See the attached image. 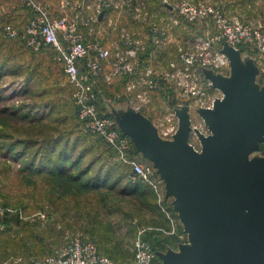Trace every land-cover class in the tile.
Listing matches in <instances>:
<instances>
[{"label": "rangeland", "instance_id": "374dc122", "mask_svg": "<svg viewBox=\"0 0 264 264\" xmlns=\"http://www.w3.org/2000/svg\"><path fill=\"white\" fill-rule=\"evenodd\" d=\"M15 1H22L32 11L27 0ZM32 1L55 15L45 2ZM166 1V15H146V19L131 11L136 7L138 12H147L149 0H59L55 8L58 15L67 16L77 26L88 44L99 42L113 51L125 50L129 31L131 37L134 34L149 44L150 23L156 21L164 32L159 47L166 48L165 71L171 63L183 64L195 53L200 38L209 39L217 32L210 19L190 22L179 16L178 7L183 2L214 6L230 20L264 30V0ZM86 3L91 5L89 12L83 8ZM97 4L107 15L102 22L87 23L95 17ZM4 26L0 30L4 40L0 42V264L45 258L77 237L93 242L113 261L126 264L133 260L134 243L145 230L146 242L155 253L154 264L162 262L159 253L178 251L173 217L179 219L172 199L164 202L170 212H163L158 199L134 180L119 155L86 127L75 104L74 87L56 51L46 45L30 50L22 36H7ZM138 30L140 33H133ZM240 49L243 62L255 68V85L263 86L264 54L247 47ZM94 59L91 56L82 61L79 71L85 73L88 61ZM141 59L146 62L147 54ZM111 70L104 64L100 75L92 79L90 101L99 116L115 123V114L124 116L134 108L129 77L120 75L107 82ZM211 71L228 76L224 70ZM164 87L151 94L142 117L155 122L186 106L193 123H198L201 102L194 103ZM211 95L212 91L208 92L209 100ZM254 156H264V141L251 154ZM161 212L167 217V225H160Z\"/></svg>", "mask_w": 264, "mask_h": 264}, {"label": "water", "instance_id": "95a60500", "mask_svg": "<svg viewBox=\"0 0 264 264\" xmlns=\"http://www.w3.org/2000/svg\"><path fill=\"white\" fill-rule=\"evenodd\" d=\"M220 52L228 76L202 70L222 98L197 110L210 131H196L199 151L188 143L186 106L174 110L178 130L170 141L141 112L115 114L119 130L156 169L187 235L178 251L158 254L159 264H264V156L251 158L264 141V84L255 85V68L239 50L224 44Z\"/></svg>", "mask_w": 264, "mask_h": 264}, {"label": "built area", "instance_id": "2783aa9c", "mask_svg": "<svg viewBox=\"0 0 264 264\" xmlns=\"http://www.w3.org/2000/svg\"><path fill=\"white\" fill-rule=\"evenodd\" d=\"M27 1L34 16L27 21L22 33L11 25L4 26V33L11 38L19 37L22 34L25 46L30 50L37 51L42 45H46L56 51L62 69L74 87V100L79 109V117L86 127L102 137L119 155L122 163L130 168L134 180L154 191L162 211L168 212L167 207H164V184L153 164L136 151L131 139L123 134L115 123H112L107 117L99 116L94 104L90 101L92 79L100 75L101 67L104 64H108L112 68L107 82H110L113 77L127 75L129 77V95L133 96L131 99L133 108L141 113L144 107L148 106L151 94L156 90L165 89V85L169 86L168 88L171 87L180 97L191 99L194 103L200 101L202 105L197 110L212 108L215 100L222 98V93L213 88L212 83L205 78L202 70H224L229 74L228 58L220 52L224 44L239 50L240 53L241 47H247L264 54V30L262 27L230 20L211 5L183 2L178 7L179 16L190 22L210 19L217 32L209 39L200 38V44H198L195 53L184 59L183 64L181 62L177 65L171 63L170 69L165 71L162 68L163 64L154 62V51L160 46V36L163 37L164 34L156 21L150 23L152 26L149 44L134 34L131 37L129 31V40L125 42V50L113 51L99 42L88 44L83 35L78 32L77 26L69 22L67 16H55L39 3L32 0ZM162 4L168 6L166 0H162ZM83 8L89 10L91 5L86 3ZM101 12H104L101 5H95V17L88 19L87 23L90 20L100 22L98 17ZM144 19H146V15H144ZM142 54H147L146 62L142 61ZM91 56L95 58L94 61H88L87 71L81 73L79 64ZM210 91H212V99L209 100L208 92L210 93ZM197 115L198 123H193L189 113L191 132L188 143L199 151L201 145L196 131L204 136L209 135L210 131L199 114ZM152 123L162 140H172L178 130V118L175 111L163 115ZM143 232H140L134 243L133 260L126 264H154L155 253L151 246L140 237ZM25 264L121 263L103 255L93 242L77 237L58 247L49 256L42 259L35 258Z\"/></svg>", "mask_w": 264, "mask_h": 264}, {"label": "crops", "instance_id": "0c3cea01", "mask_svg": "<svg viewBox=\"0 0 264 264\" xmlns=\"http://www.w3.org/2000/svg\"><path fill=\"white\" fill-rule=\"evenodd\" d=\"M12 1L13 0H0V30L5 24H8V25L15 26L17 29L21 28V31H23L24 26L26 24V21L28 20L26 11H23L21 9V7L23 6L22 1L20 3L18 1H15V2H12ZM41 1L45 2V5L47 4L46 6H48L49 9L50 8L52 9L53 13H55V16H60V15H58V12L56 10V8H58V6L56 4L59 3L58 2L59 0H41ZM149 1H150L148 3L149 9L147 10V12H144V11L138 12V9L136 7H133V10L131 11L132 15H166L165 14L166 6H164L162 4L161 0H156V1L155 0H149ZM55 5L57 6L56 8H55ZM86 12H89V11L87 10ZM103 15H107V14L104 12ZM102 21H103V17L100 20V22H102ZM133 33L137 34V33H140V31L138 30L137 32H133ZM165 50H166V48L164 47V45L157 49V51L155 53V61H154L155 63L158 62V63L164 65V62L166 60V58H165L166 57V54H165L166 51ZM169 199L170 198H167V199L165 198V204H166V200H169ZM167 203H168V201H167ZM162 215L163 216H161L159 219V221L161 222L160 225L163 222H164V224H162V225H165L166 223H168V220L164 214H162ZM174 217H173L174 227H173V225H172V227L174 228V233H175L176 237L179 238V243L177 245L184 244V243H186L184 241V234H186V233L184 232V229H183V226H182L180 220L177 221L176 217L175 218ZM165 228H167V227H165ZM185 236H187V235H185ZM99 251L101 252L100 249H99Z\"/></svg>", "mask_w": 264, "mask_h": 264}, {"label": "trees", "instance_id": "16d2710c", "mask_svg": "<svg viewBox=\"0 0 264 264\" xmlns=\"http://www.w3.org/2000/svg\"><path fill=\"white\" fill-rule=\"evenodd\" d=\"M21 9L23 10V11H26V14H27V17H28V20H30L33 16H34V13L28 8H26L25 6H22L21 7ZM27 20V21H28ZM20 32L22 33V31L20 30ZM22 36V34H20V36L19 37H21ZM0 42L2 43V42H4V40L0 37ZM19 40H21V39H19ZM146 55V54H145ZM143 58V57H142ZM144 59V58H143ZM109 147V146H108ZM111 150H112V148L111 147H109ZM146 186V185H145ZM148 188V190H150V192L154 195V197H156V195H155V193H154V191L151 189V188H149L148 186H146V189ZM161 211V210H160ZM162 213V212H161ZM163 214V213H162ZM146 230L144 231V235H142V240H144V241H147L146 240V238H145V234H146Z\"/></svg>", "mask_w": 264, "mask_h": 264}]
</instances>
